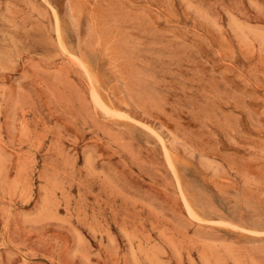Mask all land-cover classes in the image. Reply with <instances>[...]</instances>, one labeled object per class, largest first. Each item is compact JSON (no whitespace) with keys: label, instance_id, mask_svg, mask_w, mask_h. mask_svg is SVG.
<instances>
[{"label":"rangeland","instance_id":"374dc122","mask_svg":"<svg viewBox=\"0 0 264 264\" xmlns=\"http://www.w3.org/2000/svg\"><path fill=\"white\" fill-rule=\"evenodd\" d=\"M0 264H264V0H0Z\"/></svg>","mask_w":264,"mask_h":264}]
</instances>
